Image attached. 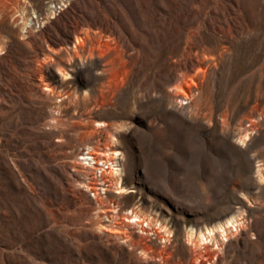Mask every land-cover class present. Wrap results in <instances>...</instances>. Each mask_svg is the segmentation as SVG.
Instances as JSON below:
<instances>
[{
	"label": "rangeland",
	"instance_id": "1",
	"mask_svg": "<svg viewBox=\"0 0 264 264\" xmlns=\"http://www.w3.org/2000/svg\"><path fill=\"white\" fill-rule=\"evenodd\" d=\"M65 6L0 0V264H264V0Z\"/></svg>",
	"mask_w": 264,
	"mask_h": 264
},
{
	"label": "bare ground",
	"instance_id": "2",
	"mask_svg": "<svg viewBox=\"0 0 264 264\" xmlns=\"http://www.w3.org/2000/svg\"><path fill=\"white\" fill-rule=\"evenodd\" d=\"M70 1H73V0H70ZM82 35H81V32L79 30L73 32V36H74L75 42H74V44L72 46V54H74L75 56H77L78 52H80V50L83 48L82 44H85L86 39L83 38ZM80 57H81V55L79 54V56H77V58H80ZM61 73H60L61 78L66 77V75H67L66 73H64V72H61ZM41 78H42V76L40 75V79L39 80H41ZM43 90L45 92H47L50 89L44 88ZM175 91H176L177 98L181 99L179 102H181L182 100H189L190 97L192 96V94L188 90V88H185L183 85L179 86L178 88H176ZM95 126L101 127V126H105V124L104 123H96ZM246 136H245V138H246ZM118 155H119V152H117V151L116 152L115 151H109V152L108 151H103V152L86 151L84 154H81V156L79 157L78 160H80V161H75V162H76V165H78V166H81V167H93V168H95V171H102L103 172L104 170L101 169L99 166L101 164H104L105 162L101 161L99 159V157L100 156H104V157L105 156H110L111 158H116ZM90 160L91 161L93 160L94 163L92 165L97 166V167L90 166V164L88 162ZM73 171H75V170H73ZM256 172H257L259 181L263 182L264 176H262L260 174V171H259L258 168L256 169ZM109 175L111 177L112 182H114L113 184L118 186V190L115 191L116 194H128V193L132 192L131 190H126L122 186H120L119 178L116 177L117 176V172L113 171V169L109 172ZM95 183L98 184V179L96 180ZM82 188H85L86 191L92 189L91 187L86 186V185L85 186L82 185ZM104 190H106V188ZM95 196H98V195L95 193ZM95 201H99L98 197L96 198ZM115 211H116L115 209H112L111 213H115ZM125 220H126V222L131 223V224L132 223H140V217L137 214L134 215L132 217V219L129 218V219H125ZM239 225H240V223L238 222V220H236V218H230V219H227L223 224H218V225H215L214 227L206 228L204 231H196L193 228H190L187 231V233H186V239L191 244H193V240H195L196 241L195 243L198 246H203V245L211 243L212 247L214 249H217L216 237H219L220 240H222V241H226L227 237L229 236V234H231V232L237 231V228L239 227ZM104 228H105V230L107 232L121 233V230H119L120 228L117 229V230H113V229H108L106 226H103V225H99L96 228V230H102ZM128 238L129 237L126 236L123 240H121V242L122 243H126L128 241Z\"/></svg>",
	"mask_w": 264,
	"mask_h": 264
},
{
	"label": "built area",
	"instance_id": "3",
	"mask_svg": "<svg viewBox=\"0 0 264 264\" xmlns=\"http://www.w3.org/2000/svg\"><path fill=\"white\" fill-rule=\"evenodd\" d=\"M67 2H70V0H51V6H52V10H51V15H58L61 12L64 11L65 9V4ZM102 169V168H101ZM104 170V169H103ZM96 172H102V171H95V173H93V178L95 180H97V176H96ZM104 172V171H103ZM99 181V179H98ZM96 182V181H95ZM100 182V181H99ZM146 226V225H144Z\"/></svg>",
	"mask_w": 264,
	"mask_h": 264
}]
</instances>
